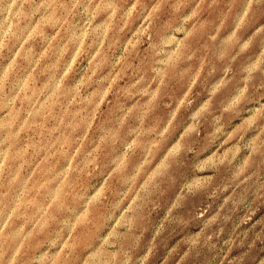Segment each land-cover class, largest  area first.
<instances>
[{
  "label": "clouds",
  "instance_id": "obj_1",
  "mask_svg": "<svg viewBox=\"0 0 264 264\" xmlns=\"http://www.w3.org/2000/svg\"><path fill=\"white\" fill-rule=\"evenodd\" d=\"M85 32L79 78L50 77L68 104L86 86L76 123L26 136L34 41L69 53ZM101 44L122 71L92 125L81 117L110 77L84 70ZM90 127L87 167L73 163L48 223L26 237L21 209L34 220L50 198L33 165L55 187L41 156L66 163ZM0 149V264H95L105 238V264H264V0H0Z\"/></svg>",
  "mask_w": 264,
  "mask_h": 264
},
{
  "label": "rangeland",
  "instance_id": "obj_2",
  "mask_svg": "<svg viewBox=\"0 0 264 264\" xmlns=\"http://www.w3.org/2000/svg\"><path fill=\"white\" fill-rule=\"evenodd\" d=\"M107 31V27H106ZM142 29H136L126 38H124V51L129 49H135L139 44V34L142 33ZM87 40V33H83L80 37V44L69 53H60L55 51L51 45L46 44L43 38H37L33 43L34 51L32 57L34 63H32L28 75H30L32 83L31 86L39 90V100L34 101L35 108H30L29 112L34 113L29 116L25 113L24 119L21 121L22 126H25L26 136H32L34 133L45 132L48 129L55 127L58 124H75L77 120V113L80 112L79 98L86 91L85 88H77L73 96V102L68 104L65 97L61 94V90L64 88V82L56 80L53 82L50 77L53 75V68H55L61 75L68 73L67 82L71 83L74 79H78L77 61L80 58L81 49ZM100 47H97V51L93 53L85 61L84 75L90 70L94 73L102 74V76H109L108 86H105L103 91L100 92L99 98L95 100V105L92 107L91 112L85 111L81 119H86L89 124L94 125V115L97 106L106 107L105 99L111 98L109 93L110 86L119 79L122 69L117 68L115 70H108L106 65L108 64V57L100 54ZM255 54L258 56L260 49H254ZM117 59H122L117 57ZM197 77H194V79ZM208 87L207 81L200 84V89ZM89 96L95 97L96 89L88 92ZM179 104H177V107ZM183 117L181 116V119ZM95 127L90 128H77V134L80 136L81 143L77 144L72 151V156L65 163L58 158L50 156L45 152L41 156V160L45 162L46 166L52 167L57 172L58 182L55 183V187H51L48 178L42 177L36 170V166L33 165L29 175L33 177V181L38 184L41 191L48 193L50 198L43 206L42 211L35 213V219H32L30 213L24 212L23 208L20 211V216L16 221L19 227L25 228V236H29L31 232L40 225L47 224L50 219L51 209L55 207L59 193L62 191L64 185L72 179V165L74 162H79L81 167L86 168L88 160L85 158L86 154L92 152L98 148V140L95 135ZM6 150L0 149V159L3 158ZM27 179V177H26ZM108 177H105V181L101 182V187L104 186ZM30 181L29 183H32ZM135 196L133 195V199ZM131 201H129L130 203ZM31 220V223L29 221ZM120 217H117L116 223H119ZM107 243V238L97 246L93 255L95 256V264H105L104 261V247Z\"/></svg>",
  "mask_w": 264,
  "mask_h": 264
}]
</instances>
